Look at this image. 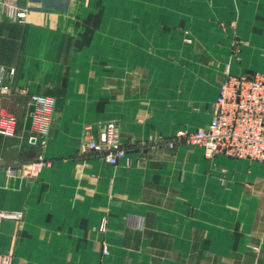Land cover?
Segmentation results:
<instances>
[{
    "label": "crops",
    "instance_id": "crops-1",
    "mask_svg": "<svg viewBox=\"0 0 264 264\" xmlns=\"http://www.w3.org/2000/svg\"><path fill=\"white\" fill-rule=\"evenodd\" d=\"M5 1L0 111L18 125L0 134V210L21 217L0 225V264H264V164L191 145L117 164L81 150L109 120L125 144L207 125L227 64L264 72V0H12L23 19ZM36 93L56 98L45 143L30 138ZM39 157L36 177L7 170Z\"/></svg>",
    "mask_w": 264,
    "mask_h": 264
},
{
    "label": "built area",
    "instance_id": "built-area-1",
    "mask_svg": "<svg viewBox=\"0 0 264 264\" xmlns=\"http://www.w3.org/2000/svg\"><path fill=\"white\" fill-rule=\"evenodd\" d=\"M4 8L18 19L26 16V9H16L12 0L4 2ZM14 73V70L11 71ZM11 91V85L0 74V97ZM56 98L46 94L31 96V140L45 143L50 132ZM18 120L12 114L0 111V134L15 136ZM189 143L201 144L210 154L247 158L264 162V75L237 76L226 80L212 106L210 122L188 138ZM82 152H92L110 163L117 162L123 154L120 129L116 122L106 123L98 138H87ZM51 164V160L39 157L7 167L11 175L36 177ZM21 214L0 210V225L5 219H17Z\"/></svg>",
    "mask_w": 264,
    "mask_h": 264
},
{
    "label": "rangeland",
    "instance_id": "rangeland-1",
    "mask_svg": "<svg viewBox=\"0 0 264 264\" xmlns=\"http://www.w3.org/2000/svg\"><path fill=\"white\" fill-rule=\"evenodd\" d=\"M235 36H236V38L234 40V47L231 49V52H232L231 57L233 58V54H234V56H236L237 59H240V53L242 51V48H241L242 41L240 40L239 37H237L238 36L237 34H235ZM229 65H230V63L227 64L225 69H224L223 77L219 81L218 90H220V87L222 86V84L226 80H228L229 78H232V77L252 76V75L263 76L264 75V72H261V71H256V72L255 71H248V72H244V73H233L231 71V69H228ZM179 67H181V66L179 65ZM131 70L134 71V65L129 66V72H131ZM178 72H180V70H178ZM174 89L177 90L178 92L183 91L182 86L178 85V84L174 85ZM214 99H213L212 105H211V115H212V106H213L214 101L216 100V99L215 100ZM111 121L116 122L119 126L120 138H121V148L123 149V151H125L127 149L128 150H141V149L147 150L150 147H152V148L153 147H164V146L165 147H177V146H182V145H191V146H194L197 148H202L204 150V152L209 156H214L213 154H210V151L208 150V148L206 146L201 145V144H193V143L188 142V138L191 136L192 133L196 132L197 130H199L201 128H204L206 125H200L198 127L196 125L195 127H191L190 129L178 130L173 135H169V136L160 135L159 137H156L155 139H149V140L148 139H146V140L145 139H140V140L137 139L138 141L125 144L122 141V131H121V126H120L119 122H117L116 120H109L108 122H111ZM88 129H90V127H88ZM81 150H82V148H81ZM215 155H220V154H215ZM221 155H224V154H221ZM121 156L118 158L117 162H115V163H110L108 160L107 161L110 164H117L119 162V160L121 159ZM231 158L256 161V162H260V163L264 164V162L259 161V160H252V159H247V158H237V157H231ZM101 228L104 229L103 226H101ZM255 250L258 251V249H255ZM104 252H107V250L104 249ZM249 264H262V263H261L260 258L258 256H256L253 259V261Z\"/></svg>",
    "mask_w": 264,
    "mask_h": 264
}]
</instances>
